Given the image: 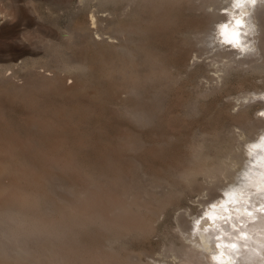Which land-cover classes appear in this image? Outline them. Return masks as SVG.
<instances>
[{
  "label": "rangeland",
  "instance_id": "rangeland-1",
  "mask_svg": "<svg viewBox=\"0 0 264 264\" xmlns=\"http://www.w3.org/2000/svg\"><path fill=\"white\" fill-rule=\"evenodd\" d=\"M187 2L165 5L158 11L142 10L154 11L151 14L139 10L138 18L134 6L126 8L125 13L115 12L110 6L111 10L103 12L92 0L87 4L80 0H19L18 5L14 0H0V152H5L0 153V187L10 186L17 179L19 187L41 194L38 209L49 221L58 217H67L68 221V216L73 219V209L69 208L80 204L76 201L89 190L94 194L112 190L154 204L156 198L165 200L164 211L155 215L154 233L127 236L115 247L121 253L148 251L152 253L148 259L160 257L178 264L180 259L165 257L169 253L163 255L162 250L172 244L180 246L179 221L186 216L187 222L182 225H192L204 208L201 200L214 198V193L205 189L207 180L203 176L198 177L200 184L194 185L195 190H187L179 181L178 172L190 164L193 146L202 144L203 152L215 159L225 158L231 151L242 153L246 147L243 130L234 117L242 107H248L255 122L264 117L263 99L237 98L264 88V72L250 68L264 56L235 57L231 56L235 54L231 46L213 49L217 42L212 44L210 37L204 41L193 34L185 37L189 25L219 11L213 7L206 11L197 5L200 0ZM225 2L223 6L228 4ZM263 7L264 3L260 4V9ZM92 11L101 17L98 28L102 35L90 23ZM123 21L132 22L128 26L136 28L130 35L132 43L105 28L127 24ZM124 44L131 47L125 51L121 47ZM240 58L251 63L248 65L247 60L244 66L239 65ZM76 63L85 64L87 69H68ZM233 64L235 70L218 81L215 68ZM132 110L148 111L150 120H136L129 113ZM263 124L257 123L261 132ZM24 177L32 183L26 185ZM169 182L181 193L169 195ZM229 187L217 189L216 194L225 195ZM224 199L220 196L214 201L225 205ZM171 200L174 202L170 204ZM227 203L224 226L243 227L245 221L236 219L237 207ZM72 219L63 226L68 227ZM99 229L94 225L84 227L78 242H87V246L102 243L98 246L105 249L104 233ZM2 258L0 263L6 264L7 259Z\"/></svg>",
  "mask_w": 264,
  "mask_h": 264
},
{
  "label": "bare ground",
  "instance_id": "bare-ground-1",
  "mask_svg": "<svg viewBox=\"0 0 264 264\" xmlns=\"http://www.w3.org/2000/svg\"><path fill=\"white\" fill-rule=\"evenodd\" d=\"M80 1L82 4H85V3L87 4L90 0H80ZM92 1H96L97 5L101 8V11L103 12L111 10L109 8L110 6L112 7V10H114L115 12L122 11L125 13L126 8H128L129 6H134L136 7V10H134V14L136 15V14H139L138 13L139 10L141 11L140 13L147 12V14L148 13L151 14V13H154V11L149 12L148 10H146V12H143L142 10L152 9V10L158 11L165 5L167 6L173 5V4L176 5L177 3L178 4L182 2L188 3L187 1L196 2L199 0H92ZM200 1H201L200 4H197L200 7L204 9L208 8V10L210 7H213L214 10H219V11L217 12L214 11L212 14H208L209 17L207 16L208 19H206L205 21L198 20V21H195L193 24L189 25V27L186 29V32L184 33L185 37H189L191 34H193V35L200 37L203 41L207 37H210V41L213 42L212 44H214V42H217L213 49H215L216 46L218 47L220 45L224 47H227V46L233 47L231 44L224 42L223 37L220 36L219 34L217 25L226 23V22H231L232 20V16L229 14V12H224L223 10L228 9L230 10L231 13H234L235 15H239L241 10L234 9L232 7L233 0H200ZM225 1L228 2V4H226V6H223L224 5L223 2ZM18 2L19 0H14V3H15L14 5H18ZM260 4L262 3H260L259 0H257V3L255 6H249L246 4L245 9H244L245 11H248L250 13V15L245 18L246 22L249 25L253 26L251 30V34L246 35L244 37V42L249 45L250 50L247 52L241 53L239 49H236V48L234 49L233 47V50L231 51H233L235 54L231 53L232 54L231 56L233 55L237 56L238 54L239 55L240 54L255 55L258 53H260L261 56H264V7L260 9ZM133 9L131 11H133ZM96 12H99V10ZM96 12L94 11L91 12L89 16L90 23L97 28V31H98L97 33L99 35H102L103 32H99V28H98V22L100 21L101 17L98 16ZM136 16L138 17V15ZM159 19L161 20L162 18H159ZM124 23H127V22H124ZM129 24H132V22L131 23L129 22ZM129 24L120 23L115 26H111V27L107 26L105 28L109 30L110 29L113 30V32L120 34V36L121 35L126 36V41L128 43L130 40L131 41L133 40V37H131L130 35L136 32L135 30L136 28H134V26H131V25L128 26ZM76 29H81V26H77ZM241 31H244V29H241ZM209 44L211 45V43H208V45ZM225 44L227 45L225 46ZM121 47L123 50L127 51L128 48H130L131 46H129V44H124V45H121ZM224 47L223 49L225 50ZM110 49H112V47ZM220 49H222V47ZM226 51H228V48L226 49ZM231 51H228V52H231ZM220 52H219V55H221ZM217 56H218V53H217ZM223 56H224V53H223ZM225 57H227V55ZM221 58H222V55H221ZM235 59L236 58L233 59L234 62H236ZM240 60H239V65H241L242 63L243 64L246 63L248 59L246 61H244V58L243 60L241 61ZM253 60H252V63L254 62ZM256 60L259 61V59L257 58ZM230 61H232V59L231 60L229 59L228 63H230ZM217 62L216 63L212 62V63L217 64ZM222 62H224V59ZM226 62L227 60L225 61V63L222 64V67L226 64ZM248 62L249 64L251 63L250 60L247 61V64ZM258 63L256 62L257 65L250 66V68L252 69L253 72L263 73L264 72V60L260 64ZM218 66L217 68L214 67L217 73V76L216 75L215 76L218 78V81L219 79L226 78L227 75L233 69L235 70L234 64L233 66L226 65L224 68H219ZM86 67L87 66L85 64H77L75 66L72 65L68 67V69L69 70H74V69L79 70V69H85ZM218 85H219V82H218ZM222 88L223 86L221 87V89ZM227 95H229V93ZM256 97L260 98V100L261 99L264 100V88L260 90L255 89L249 94L247 93L240 97L237 96L238 100H241L240 98H243L244 101L247 99H253ZM243 103L245 102H241V104ZM193 106L195 105L193 104ZM247 108L243 109L242 107V109H240L238 114L234 117L235 122L239 123L243 130L242 135L244 137L243 140H244L246 147L244 148L242 153H236L234 151H231L229 152L227 157L215 159L211 157L210 155L203 152L202 144H197L196 146H193L192 157L190 158V161H189L190 164L187 165V167L185 166V168H183L180 172H178L179 181L183 182L187 190L188 189L195 190L196 186L194 187V185L200 184L198 181V177L203 176L207 180V186H205L206 184H204L206 183V180L202 181V183L204 184L203 185L201 183L203 185L201 187L202 190L204 189V186H205V189H208L210 193H214L213 195L214 198L208 201L201 200L204 208L200 211L199 214L196 215L194 219V222H196L197 220L200 221L199 226H198L199 231L196 232L195 234L193 233V228H194L193 223L194 222L192 223V225H189L187 227L185 226V223L182 225L183 222H187L186 221L187 219L185 218L186 216H184L183 221L182 222L179 221L180 234L182 233L181 234L182 238L180 239L183 240L182 244L180 246H177L174 244L168 245V246H165L166 248L164 247L165 248L164 250H162L161 254L164 253L163 255L169 253L165 257H170L171 255L175 257V259H180L179 263L177 262L178 264H212L211 256L219 251L216 248V244L219 242H224L225 244L237 243L239 245V251L230 253L233 257V260L235 261V264H248V262L245 261L244 258L248 256L249 253L245 250L244 245L248 244L249 247H257L258 245L256 244V241H260L264 243V213L254 212L255 219H253L252 217H248L246 215H238V213L236 212V215H237V217L235 216L236 219L245 221L244 222L245 224L243 227L241 226L239 227L238 225H236L239 227V229L231 228V226L229 228L228 225L224 226L223 224L224 212L225 210L229 209V208L227 209L225 206L227 202L233 203L235 208L236 207L237 208H248L250 211L254 210L255 208H258V205L261 206V204L262 205L264 204V166H262L261 162L258 161L257 159L258 156L264 155V153L260 151L252 152V149L250 147L253 144L259 143L261 141V138L264 137V130L263 132H261L262 130L260 131L257 125V123L259 122L262 124L264 123V120H263L264 117L263 119H259V122L257 121L255 122L254 118L251 117L249 113L247 112ZM129 113L138 121H149L150 120V117H149L150 113L146 110H141V111L132 110V111H129ZM263 113H264V110H263ZM196 142H198V139ZM193 145H195V142ZM0 153H3V151H1ZM4 153L3 155H5ZM23 173H26V172L23 171ZM33 175L31 174V176ZM17 176H18V169H17L16 177ZM25 176L27 178L29 175L27 174ZM26 178L24 177L26 185H29L27 184V182L30 183V180L29 178L28 179ZM16 181L18 180L16 179ZM35 181H38V180H36L35 178ZM226 181L228 182L226 183ZM15 182H14L15 185L12 184L13 183L12 181L10 186H8V184H5L7 185V187L6 186L4 187L3 184H1L2 186L0 187V199H1L0 200V254H1L0 256L3 258L5 257L7 259L6 262L8 264H172V262L164 261L160 257H158L160 259L158 258L148 259L149 254H152L150 252L148 253V251L147 253H145V251L137 252L138 253L137 256L139 257V259L137 258V261H136L135 254L137 253H135L134 251H133L134 253L129 252L131 250H128V253H127V251L125 250L124 252H122L124 254L126 253L124 255L119 251L118 248L115 247L116 243L123 241L127 236H138L141 234H146L149 236L152 233H154L155 227L153 225V222L156 219L155 215L159 214L162 210L164 211L165 206H166L165 200L159 201L160 199L156 198V201H158L159 203L156 202L154 204V203L147 202V200L146 201L143 200L142 202L141 201L139 202L137 201L136 198L132 196L126 198V196L119 195L116 192H112V190L110 191L105 190L106 192L102 190L103 193L99 191L100 192L99 194L96 191L94 194L92 193L93 190L91 192L89 190V191L84 192V194L82 193L83 195H81V197L78 198L80 201L79 200L76 201V203H80V204H78L77 206H75L74 203H73L74 206L71 204L73 208L71 207L69 209H73V210L72 211L69 210V211L73 213V219L70 216H68V219L70 218L69 220L72 219L71 221L72 223L70 222V225H71V226L69 225L70 227L69 226L66 227L63 225H65L66 222H69V220L66 221L67 217L65 219L64 218L58 219L59 218L58 217L57 218L58 221L55 218L54 219L51 218L53 220L49 218L51 220L49 221L48 218L45 219L46 217L45 215L41 214L42 210H39L41 209L40 208L41 205L40 206L38 205L39 200H41L40 199L41 194L39 195V193H37L36 191H28L24 189V186L22 185V183L21 185L23 187L22 186L19 187V183H17L16 185ZM212 183L213 185H211ZM225 186L226 187L230 186L227 189L228 191L225 193V195L216 194L219 189ZM34 187L36 186H33V188ZM166 187L167 188L169 187V191H168L169 195L178 193L177 187H175L174 184L172 183L170 184L169 182L168 186ZM201 188H198V189L201 190ZM223 189H226V188H223ZM38 191H40L39 188H38ZM184 192L185 190L183 191V193ZM180 193H181V190L178 194ZM252 195H253V198L251 202L248 203L249 198H251ZM220 196H222V198L225 197L227 199V202H225L226 199H224L225 205H221L220 204L221 202H219V204L218 202L215 203L216 201H218L216 199H219ZM170 197L172 198V196ZM175 197H178V196L176 195ZM46 199L48 198L46 197ZM172 202H174V200L173 201L171 200L170 204ZM212 202H214V205L210 206ZM38 206H39V209H38ZM230 207L232 208V206ZM213 216L215 217V219H213ZM62 220H65V221H62ZM233 221H236V220L234 219ZM63 222H65V224ZM90 225L98 226L100 228L99 230L100 231L102 230V232L104 233V235L102 236H104L103 243H106L105 249L103 248V245H101L100 247L98 246L99 244H102V243H99V241L97 242V240H96V243H99V244H96L95 246H92L91 244L90 245L88 244L89 246H87L86 244L87 242L81 245L80 244L81 241L80 243L78 242L80 238L79 235L81 231H83L82 229ZM206 227L208 228L207 232L204 231ZM241 232H248L249 236L251 237V240L235 239L236 237H239ZM218 236L220 237V241L216 239V237ZM204 241H208V243L205 244ZM92 242H89V243H92ZM94 242L92 244H94ZM85 244L86 246H84ZM225 252L227 253L228 249H225ZM143 256H147L146 258L148 260L144 261ZM8 259L10 260V262Z\"/></svg>",
  "mask_w": 264,
  "mask_h": 264
},
{
  "label": "clouds",
  "instance_id": "clouds-1",
  "mask_svg": "<svg viewBox=\"0 0 264 264\" xmlns=\"http://www.w3.org/2000/svg\"><path fill=\"white\" fill-rule=\"evenodd\" d=\"M259 2L264 3V0H259ZM256 3L257 0H233L232 7L234 9H240V14L235 15L234 13H231L230 10L225 9L224 11L229 12V14L232 16V20L231 22L217 25L219 34L223 37L224 42L229 43L234 48L239 49L241 53L250 50L249 45L244 42V37L251 34L253 27L245 20V18L250 15L248 11L244 10L245 5L247 4L249 6H255ZM241 29H244V31H241ZM261 115H264V113H261ZM250 147L252 152L260 151L264 153V137L261 138L259 143L253 144ZM257 159L261 162V165L264 166V155L258 156ZM236 211L238 215H246L255 219L254 212L264 213V205H261L259 208H255L251 211L248 208H237ZM213 219H215L214 216ZM199 223V220L195 222L193 228L194 234L199 231ZM233 227H235V225H233ZM204 231L207 232L208 228L206 227ZM216 239L220 241L219 236L216 237ZM235 239L251 240V237L249 236L248 232H241L239 237H236ZM204 242L205 244L208 243V241ZM256 244L258 245L257 247H249L248 244L244 245L245 250L249 253V255L244 258L248 264H264V243L256 241ZM216 248L219 251L211 256L212 264H235V261L233 260V257L230 253L239 251V245L237 243L225 244L224 242H219L216 244ZM225 249H228L227 253L225 252Z\"/></svg>",
  "mask_w": 264,
  "mask_h": 264
}]
</instances>
